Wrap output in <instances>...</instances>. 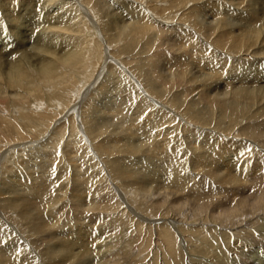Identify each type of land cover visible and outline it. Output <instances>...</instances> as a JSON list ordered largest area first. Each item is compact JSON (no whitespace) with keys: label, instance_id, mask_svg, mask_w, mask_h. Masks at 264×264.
<instances>
[{"label":"bare ground","instance_id":"obj_1","mask_svg":"<svg viewBox=\"0 0 264 264\" xmlns=\"http://www.w3.org/2000/svg\"><path fill=\"white\" fill-rule=\"evenodd\" d=\"M52 3L57 5L53 9ZM101 33L116 58L108 52L103 56ZM162 33L177 48L175 57L161 62V53L154 54V49ZM108 58L120 71L110 65L97 88L101 62ZM160 62L167 63L164 72ZM142 67L153 75L147 77L148 89L137 85L130 72ZM111 81L114 90L120 87L127 94L122 103L131 109L124 116L132 122L129 134L141 140L138 135L148 133L146 142L136 145L133 137H125L121 123L122 132L110 134V151L142 153L125 170L113 171L127 184L128 200L145 214L151 212L133 211L137 219L120 210L119 202L107 200L108 188L76 129L75 113L88 94L80 113L87 139L107 132L98 123L105 116L119 118L118 105L102 116L91 114L94 96L102 95ZM134 123L136 130L131 128ZM22 154L41 156H30L38 159L31 166L41 177L36 169L33 175L25 172L24 159L19 166L23 169L18 167L16 174L12 170L11 180L1 181V202L27 232L42 238L45 264H89L90 259V264H119L127 240L114 231L116 222L124 220L132 244L151 232L143 221L162 220L152 234L168 256L163 264H183L179 251L186 247L178 251L176 234L185 236L190 258L229 264L224 253L236 250L243 233L236 232L238 241L233 242V235L220 227L239 228L242 220L264 209V0H0L2 168L12 162L11 156ZM227 187L230 199L223 194ZM66 189L72 203L67 210L73 216L60 224L62 211L48 208L65 200ZM112 205L113 225L97 226ZM177 216L199 226L174 228ZM259 231L264 235V229ZM7 238L0 226V264H30L23 247Z\"/></svg>","mask_w":264,"mask_h":264},{"label":"rangeland","instance_id":"obj_2","mask_svg":"<svg viewBox=\"0 0 264 264\" xmlns=\"http://www.w3.org/2000/svg\"><path fill=\"white\" fill-rule=\"evenodd\" d=\"M83 1V0H82ZM85 1V0H84ZM55 3H57V1L55 2ZM145 5V4H144ZM56 7L57 5L56 4H54V3H52L51 5H50V7L53 9L54 7ZM112 13V12H111ZM88 14L90 15V17H93L94 18V20H96V18L94 17V15L92 14H90V11H88ZM113 14V13H112ZM35 14H33L32 13V15H31V18H32V16H34ZM101 17L103 18V14L101 13ZM35 20V18H33V21ZM84 20H85V22H87L86 21V19L84 18ZM95 23V22H94ZM97 25L96 26H94V29L95 30H97L98 29V31H99V29H101L99 26L100 25H98V23H96ZM101 35H102V33H101ZM102 41V42H101ZM106 42V40L103 38V35L102 36H100V44H101V47L103 48H101V52H102V54H103V56L105 55V54H107V52L109 53V54H107L108 56L109 55H111L112 54V56H115L114 58H116L118 55L116 54V52L115 51H113L114 50V48H110L108 45H107V43H105ZM105 44V45H104ZM174 43L172 42V41H167V36L166 37H164V34L162 33L159 37H158V42L156 43V49H154V51H155V53L154 54H156L157 52H160L161 53V56L159 57V59H161V62H162V60H164V59H167L166 57H168V59H171V58H173V57H175L174 56V53H173V51L175 50L176 51V49H174V48H177L176 46V44H174ZM104 46V47H103ZM106 46H108V47H106ZM107 48H108V50H107ZM109 49L110 50H112V52L111 51H109ZM174 49V50H173ZM163 51H166V52H163ZM169 51V52H168ZM113 52H114V54H113ZM163 52V53H162ZM169 53V54H168ZM125 56V55H124ZM103 58H105V57H103ZM119 58H121V59H118V61L120 62V63H123L124 61L122 60V57H119ZM141 60H142V62H144L145 61V58L144 57H142L141 58ZM103 61L105 62V63H103ZM103 61L101 62V65H100V68H99V70L101 69V67L103 68V70H102V72H103V74H102V76H99L98 78H99V80H98V86H97V88H99V85H101L102 84V78L104 77V75H105V73H106V70H107V68L111 65V66H113L114 67V69L115 70H119L120 71V67L118 66V64L117 63H113L112 62V59H103ZM161 62H160V64H161ZM172 63L171 61H168V63ZM165 63V62H164ZM125 66V65H124ZM159 66H164L163 68L161 67V71H165V66H167V63H165L164 65H159ZM127 67V66H126ZM191 69V68H190ZM98 70V71H99ZM130 72H131V74H132V76H133V78L136 80V84L137 85H139L140 87H142L143 89H148V81H147V77H148V75H150V77L151 78H153V75H152V73L150 72V69H149V67H142L141 68V70L140 71H138L137 73L136 72H134V73H132V71L130 70ZM113 76H115V75H113ZM96 78V77H95ZM104 79V78H103ZM128 80H129V82H131V84H132V86H134V84H133V79L131 80V78L129 77L128 78ZM156 82H158L159 83V79H156ZM111 83V84H110ZM109 84H107V89H105L106 91L102 94V95H99V94H97L96 96H94V99H93V107H92V109H91V114H92V112H95V114H94V116H102V114H106V111L107 110H109L110 108H111V106H116V105H118V107L116 108L117 109V116H118V114H119V118L118 119H116V120H114L113 118H108V116H105V119L106 120H104V121H99L98 123L100 124V123H102V126H104L105 127V129H106V133H103V131L102 132H100L99 134H97V135H94V136H92V137H90L89 139H87V135L86 134H84V131H83V129H84V126L82 125L83 123H81V111H82V107L85 105V103H86V101H87V99L89 98V95L90 94H88L87 96H86V98H84L82 101H80V103H79V107H78V113L76 112L75 113V116H76V118H75V120L78 122L77 123V127H76V129H77V131L79 130L80 131V133L82 134V137H84L85 139H86V141H84V143L87 145V149L89 150L88 151V153H89V156H90V158L93 160V162H95V164L97 165V167L99 168V174H100V176H101V178H103V185H104V187H106V189L108 188V190L107 191H109V194H108V198H107V200L111 203V202H113V205H114V201H117V202H119V204L121 205L120 206V210H122V211H126L125 212V214L126 215H128V216H133L134 218H138L135 214H134V212L133 211H136V212H138L139 214H142V215H149L151 212H147V214H145L142 210H139V208L137 207V206H135V203H133V201H129L128 200V193L126 192V183H124V181L123 180H120L119 179V177H115V175H113V171H114V169H115V167H117V168H119V169H123V170H125L127 167H128V163H131L132 161H134V160H136V159H138V158H140V156L142 155V153H141V155L140 154H135V153H131L130 152V154H127V153H123L122 151L121 152H117V153H115V151H110L109 150V148L110 147H113V145H112V138H110V134H118V131L120 132L121 130H119V127L121 126V124L125 127V129L123 130V132L124 131H126V132H124V135H125V137L127 136V134H128V136L127 137H130L131 135L129 134V131H128V127L131 125V123L132 122H130V121H128V119H126V118H124V116H126V111H131V109L130 108H128L127 106L125 107V104H123L122 102V100H123V98L127 95L126 93H123V91L121 92V89H120V87L118 88V87H115V90L113 89V87L115 86V85H113L114 83L111 81ZM112 86V87H111ZM131 87V86H130ZM118 90H117V89ZM122 88V87H121ZM108 90V91H107ZM113 90V91H112ZM150 91V90H149ZM107 93V94H106ZM99 95V96H98ZM95 101V102H94ZM151 102H153L154 100L152 99V100H150ZM121 102V103H120ZM153 104V103H152ZM89 105V104H88ZM151 106V105H150ZM94 109V110H93ZM95 109H96V111H95ZM129 109V110H128ZM133 113H134V111H133ZM132 113V114H133ZM127 115H129V113L127 112ZM79 117V118H78ZM78 118V119H77ZM134 117H132V119H133ZM137 119V118H136ZM98 120H100V119H98ZM121 123V124H120ZM136 126H137V124L136 123H134L133 124V126L131 127V128H134L135 130H136ZM112 128V130H111V128ZM117 127V130L115 129ZM107 128H108V130H107ZM115 130V131H114ZM82 131V132H81ZM116 132V133H114V132ZM122 132V131H121ZM121 134H123V133H121ZM87 137H86V136ZM148 136V133L147 132H141L140 133V135H138V137H142V139L141 140H138L136 137H133V135L131 136V137H133V139L134 140H136V142H135V145L136 144H140V142L139 141H142L143 140V142H146V137ZM258 145H259V143H257ZM260 145H263L262 143H260ZM62 146H64V143H62L61 144V149L63 150V148L64 147H62ZM99 146H101V147H103V150L102 151H99ZM148 146H145V147H143V149L145 148H147ZM118 148H121V147H118ZM24 157H17L16 155V157L18 158V160H17V158L15 157V156H11V161L13 162H9V163H6V164H8V165H6V166H4L3 168H2V166H1V164H0V184H2V182L3 181H7L8 179L9 180H11L10 179V176H8V175H10V172L13 170V171H15L14 173L16 174L17 173V168L19 167V166H23L24 164H22V165H20V162L21 163H25V160L24 159H27V163H25V165L26 164H28L27 165V167L24 165L23 167H24V170H26L25 172L27 173V171H28V174L29 175H33V173H34V171H33V169H36V168H33L32 166H31V164L33 165L34 164V162L35 161H37L38 159L36 158V160L34 159L35 157H37L38 156V158H40L41 156H39L38 154L37 155H26L25 156V154H22ZM140 155V156H139ZM29 156V157H28ZM30 156H32V157H34L33 159L35 160H32V157L30 158ZM13 157H15L16 159L14 160V158ZM23 158V159H22ZM30 158V159H29ZM95 158V159H94ZM119 158H121V162H117L116 160H119ZM125 158L127 159V160H125ZM136 158V159H135ZM13 159V160H12ZM21 161H20V160ZM28 159H29V161H28ZM24 160V161H23ZM31 160V161H30ZM96 160V161H95ZM16 163H18V164H14L15 162ZM114 161L116 162V164H115V166H114ZM111 162H113V167H112V164H111ZM16 165H18V166H16ZM35 165V164H34ZM44 165V164H43ZM36 166V165H35ZM7 167H10V168H7ZM12 167H14V168H12ZM16 167V168H15ZM23 167H19V168H22L23 169ZM32 167V168H31ZM63 167V165L61 166V168ZM29 168H31V169H29ZM64 168V167H63ZM29 169V170H28ZM4 170V171H3ZM23 170V171H24ZM60 170V169H59ZM71 170V169H70ZM31 171H32V173H31ZM38 170L36 169V172H37ZM8 172V173H7ZM58 172H60V171H58ZM38 174H37V176L39 177H41V173L39 174V171L37 172ZM58 174V176H62L61 175V173H57ZM57 176V175H56ZM69 180H68V184L67 185H71V182L72 181H70V179L72 180V176L70 177V178H68ZM119 179V180H118ZM2 181V182H1ZM69 181H70V183H69ZM66 186V184H61V187H62V189L64 188ZM161 188V187H160ZM70 189V188H69ZM69 189H66L67 191H66V194L64 195L65 197V200L64 199H62V201L59 203V205H58V207H56L55 205L52 207L51 206V208H48L49 209V211L51 212H59V209H60V212L62 213V215H61V218H58V221L59 222H61L60 224H62L67 218H68V216L70 217L71 216V214L72 213H68L69 211V207L70 206H72V203H71V201H70V198L68 197V191H69ZM159 189V187L158 188H155V190L157 191ZM225 190V192L223 193L224 195H225V197L226 198H229L230 199V192H228V187H227V189H224ZM230 191V190H229ZM102 194V193H101ZM103 195V194H102ZM0 197H1V199H0V226H3V227H5L6 228V231H7V240H9L10 239V237H11V239H13V240H15V242H17L18 244H20L22 247H23V255H25V256H29V257H27V259H29V261L31 262L30 264H37L38 262V264H45V261H46V259L44 258V250L43 249H45L44 247L45 246H43L44 244V242H42V238H37V237H35V236H33L32 235V233H30V232H27V229H26V226H25V224L24 223H19V221H18V219L17 220H14L15 218H16V216H17V214H14V212L12 211V210H10V209H8L6 206H5V202L3 201V202H1L2 201V196L0 195ZM105 197V196H104ZM224 197V196H223ZM99 198V197H98ZM225 198V199H226ZM247 198H250V196H248ZM67 199V200H66ZM102 199H103V196H102ZM101 199V200H102ZM128 201H129V203H128ZM62 203V204H61ZM127 203L130 205L131 204V206L129 207L128 205H127ZM112 205V210H108L106 213H108L107 215H106V217L104 218V221H101L100 223H99V225H97V226H100V224L102 225V224H104L105 226L106 225H113L112 223H113V218H115L114 216H116V215H114L113 213L115 212V210H114V206ZM61 208H60V207ZM137 207V208H136ZM141 208V207H140ZM57 209V210H56ZM64 209V210H63ZM68 209V210H67ZM137 209V210H136ZM139 210V211H138ZM67 211V212H66ZM112 212V213H111ZM140 212H142V213H140ZM111 213V214H110ZM256 213V214H255ZM253 215L254 216H249L248 218H245L244 220H242L241 222V226L239 227V228H236L235 229V227H233V229L232 230H228L229 228H226V229H223V226H221L220 228H222V229H220V231H222V232H229V233H231V235H233L232 237H231V240L234 242L235 240H236V235H237V233L239 232V231H242V233L243 234H241V235H243V236H240L241 237V240L239 241V242H242V243H244L243 245H242V243H240L239 244V242L237 243V244H235L234 245V247H236V246H238L237 248H236V250L235 249H229V250H227L225 253H224V256H225V258L227 257V260H228V263L229 264H264V262H263V260H262V257L264 256V235H262V234H260L261 232L259 231L260 230V228H262V229H264V209L263 210H261V211H258V212H255ZM67 214V215H66ZM69 214V215H68ZM93 214V213H92ZM130 214V215H129ZM67 217H66V216ZM188 215V214H187ZM58 216V215H57ZM72 216H73V214H72ZM14 218V219H13ZM110 218V219H109ZM152 218V217H151ZM179 218H180V220H179ZM182 217H180V216H177L176 218H175V222H173V224H172V227H177L178 226V224L181 226H185V228H193V226L194 227H196V226H199V224H198V222L197 223H195V224H191V221H188L187 223H183V222H185V221H183V219H181ZM61 219V220H60ZM63 220V221H62ZM111 221V223H110V221ZM139 220V219H138ZM177 220V221H176ZM125 221L126 220H124L123 222H116L117 223V228H115V231H114V233H119L120 235H122L123 233H124V236H125V239L124 240H127V246L125 247V250H126V252H125V254L124 255H121L122 256V258H121V256H120V259H121V262L119 263V264H157L158 262L160 263V264H163L164 262H165V260L168 258V256L166 255V254H164L165 252H164V250H162L163 249V247L161 246L160 248H159V246H158V244H157V241H156V239H155V235L153 236V232L155 233V227H156V225H160V224H162V220H155L154 222H151V221H147V223L145 222L144 223V221H143V224H150V227H151V232L149 233V235L147 236V238L145 237V236H143V238L141 237L140 239H138V240H135V242H134V244H132L133 243V239L130 237V233H129V230L130 229H128L127 227H126V225H125ZM248 221H250V222H248ZM258 221V222H257ZM115 222V221H114ZM156 222V223H155ZM256 222V223H255ZM66 223V222H65ZM175 223V224H174ZM177 223V224H176ZM253 223V224H252ZM60 224H58V225H60ZM154 224H155V226H154ZM189 224V225H188ZM175 225V226H174ZM177 225V226H176ZM244 225V226H243ZM260 226V227H259ZM263 226V227H262ZM204 227H209L210 228V225L209 224H207V225H205ZM241 228V229H240ZM258 229V230H257ZM153 230V231H152ZM246 231H248L249 233H247ZM252 231H253V233H252ZM175 232V231H174ZM237 232V233H236ZM244 232H246L247 234H245V236H244ZM250 232H251V234L253 235L252 237L250 236H248V235H251L250 234ZM256 232V233H255ZM9 233V234H8ZM19 233V234H18ZM176 233V232H175ZM255 233V234H254ZM258 233V234H257ZM128 236H129V238H128ZM184 237L185 236H181V235H179V234H176L175 235V241H176V246H177V249H178V251L180 250V249H183V246L182 245H184V247H186V248H184L183 249V252H182V250H180L179 251V253L181 254V257H182V259H181V263H183V264H194V262L192 261V260H195V262H200V264H208L209 263V259L208 258H199V259H197V258H195V257H193V259L192 258H190L188 255H187V250L190 248L189 246L187 247V241L185 242L184 241ZM183 238V239H182ZM239 238V237H238ZM129 239H130V241H129ZM234 239V240H233ZM251 239V240H250ZM256 239V240H255ZM152 240H153V242H152ZM155 240V241H154ZM137 241V242H136ZM178 241H180V242H178ZM236 241H238V240H236ZM251 242V243H250ZM24 243V244H23ZM141 243V244H140ZM143 243L144 244H148V247L146 248V250L145 251H142V250H144V248L145 247H143ZM219 243V242H218ZM222 243V242H221ZM253 243V244H252ZM256 243V244H255ZM152 244V245H151ZM180 244H181V246H180ZM223 244V243H222ZM151 245V246H150ZM232 245V244H231ZM248 245V246H247ZM253 245V246H252ZM254 245H256V246H254ZM257 245H259V246H257ZM132 246V247H131ZM134 246V247H133ZM158 246V247H157ZM251 246V247H250ZM263 246V247H262ZM25 247H27V249L25 248ZM140 247V248H139ZM157 247V248H156ZM180 247V248H179ZM25 248V249H24ZM137 248H139V249H137ZM141 248H142V250H141ZM154 248V249H153ZM252 248V249H251ZM263 248V249H262ZM30 249H31V251H33V252H31L30 253ZM133 251H132V250ZM136 249V250H135ZM149 249V250H148ZM159 249V250H158ZM240 249H242L241 251H239ZM253 249H255V250H253ZM262 249V250H261ZM43 250V251H42ZM130 250L132 251V252H130ZM138 250V251H137ZM141 250V251H140ZM258 250H260L259 252H258ZM152 253H151V252ZM162 251V252H161ZM250 251H252V254H251V252ZM256 253H255V252ZM262 251V252H261ZM136 254H134V253ZM139 252H142L143 254H138ZM237 252V253H236ZM250 252V253H249ZM261 252V253H260ZM151 253V254H150ZM159 253V254H158ZM161 253H162V255L164 254V256H162L161 255ZM184 253V254H183ZM263 253V254H262ZM32 254H34V255H32ZM31 255H32V257H31ZM42 255V256H41ZM185 255H187V256H185ZM259 255H260V257H259ZM34 256V257H33ZM36 256V257H35ZM147 256V257H146ZM184 256V257H183ZM197 256V255H196ZM150 259H149V258ZM157 257V258H156ZM161 257V258H160ZM165 257V258H164ZM199 257V256H198ZM234 257H235V259H234ZM35 258V259H34ZM39 258V259H38ZM139 258H140V260H139ZM146 258V259H145ZM152 258V259H151ZM155 258V259H154ZM184 258V259H183ZM188 258V259H187ZM232 258H233V260H232ZM238 258V259H237ZM251 258H252V261H251ZM125 259H126V262H125ZM203 259V260H202ZM38 260V261H37ZM45 260V261H44ZM155 261V263H154V261ZM158 260V261H157ZM168 260V259H167ZM185 260V261H184ZM187 260V261H186ZM202 260V261H201ZM43 261V262H42ZM149 261V262H148ZM152 262V263H151ZM157 262V263H156ZM90 263H92V260L90 259ZM89 263V264H90ZM158 263V264H159ZM27 264H29V263H27Z\"/></svg>","mask_w":264,"mask_h":264},{"label":"snow or ice","instance_id":"obj_3","mask_svg":"<svg viewBox=\"0 0 264 264\" xmlns=\"http://www.w3.org/2000/svg\"><path fill=\"white\" fill-rule=\"evenodd\" d=\"M241 155H243V153L241 154ZM55 170V166H53V171ZM93 247H95V245H93Z\"/></svg>","mask_w":264,"mask_h":264}]
</instances>
